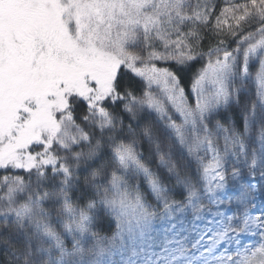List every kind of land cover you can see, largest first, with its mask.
Segmentation results:
<instances>
[{"label":"snow or ice","instance_id":"6c2138e0","mask_svg":"<svg viewBox=\"0 0 264 264\" xmlns=\"http://www.w3.org/2000/svg\"><path fill=\"white\" fill-rule=\"evenodd\" d=\"M0 264H264V0H0Z\"/></svg>","mask_w":264,"mask_h":264}]
</instances>
